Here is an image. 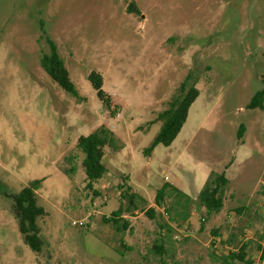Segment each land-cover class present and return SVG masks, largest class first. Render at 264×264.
I'll return each mask as SVG.
<instances>
[{
    "label": "rangeland",
    "instance_id": "obj_1",
    "mask_svg": "<svg viewBox=\"0 0 264 264\" xmlns=\"http://www.w3.org/2000/svg\"><path fill=\"white\" fill-rule=\"evenodd\" d=\"M47 37L84 101L42 68ZM191 73L200 96L186 124L146 156L162 126L154 121ZM263 88L264 0H0V264H227L243 245L245 261L229 263L254 264L264 253V110L247 107ZM103 126L121 149L106 147L108 173L88 188L77 144ZM227 168L224 208L209 216L198 196ZM125 177L147 201L118 231L105 218L123 202ZM34 180L46 211L39 254L6 196ZM163 181L192 196L188 209L174 193L167 212L156 205Z\"/></svg>",
    "mask_w": 264,
    "mask_h": 264
},
{
    "label": "trees",
    "instance_id": "obj_2",
    "mask_svg": "<svg viewBox=\"0 0 264 264\" xmlns=\"http://www.w3.org/2000/svg\"><path fill=\"white\" fill-rule=\"evenodd\" d=\"M127 10L131 14L140 13L135 3H131ZM46 40L50 51L41 57L40 63L42 68L69 96L78 101H84L85 97L81 95L75 82L72 80L65 60L59 52L58 45L49 37ZM90 81L97 91L99 98L110 111L112 109L111 99L104 90V78L102 74L96 71L92 72L90 74ZM198 82V77L195 74H189L181 84L179 91L170 101L168 108L161 112L156 121H154L161 122L162 126L153 143L145 149L144 154L146 156H151L155 148L159 145L171 146L178 138L188 120L192 105L200 96V90L197 87ZM247 108L249 110H264V88L256 92ZM245 130V125H241L238 133L240 139L243 138ZM114 135L109 128L103 126L97 132L89 136H82L78 140L77 147L85 156L83 167L87 181L89 182L88 188H92L93 183L99 182L108 173V168L105 163L106 147L110 146L115 150L121 149ZM42 182V180H34L18 193H6V196L13 202L14 214L24 242L38 254L44 248L39 220L46 214L45 208L39 204L37 198V191L40 189ZM229 183L230 180L227 177L226 171L221 173L216 171L211 172L204 188L198 196L199 206L205 209L209 216L220 213L223 210L225 205V192ZM120 192L123 202L119 209L114 211L112 216L105 218V222L112 224L118 231L126 230L129 226L127 222L121 225L125 214L135 213L139 209L140 203L143 204L147 201L134 191V188L128 183V177H125L123 184L120 186ZM171 193H174L178 198L184 200L185 208L188 209L193 198L169 182H166L157 190L155 197L156 205L160 208L163 207L166 211L164 204ZM147 214L151 218H154L156 211L149 209ZM185 218H189V214ZM218 233L219 231H215L214 234L218 236ZM229 242L234 243L233 237L229 239ZM154 249L159 255L164 253L163 246L155 245ZM246 249L247 245H243L239 253L229 254L225 258V262L230 264L228 260L245 261L247 257Z\"/></svg>",
    "mask_w": 264,
    "mask_h": 264
},
{
    "label": "built area",
    "instance_id": "obj_3",
    "mask_svg": "<svg viewBox=\"0 0 264 264\" xmlns=\"http://www.w3.org/2000/svg\"><path fill=\"white\" fill-rule=\"evenodd\" d=\"M105 199L107 200V197ZM79 225L80 226H84V223L83 222H79ZM254 264H264L263 255H262V258L260 257L258 259H255Z\"/></svg>",
    "mask_w": 264,
    "mask_h": 264
},
{
    "label": "crops",
    "instance_id": "obj_4",
    "mask_svg": "<svg viewBox=\"0 0 264 264\" xmlns=\"http://www.w3.org/2000/svg\"><path fill=\"white\" fill-rule=\"evenodd\" d=\"M105 157H106V156H105ZM228 169H229V168H228ZM228 169H226L225 171L227 172V170H228ZM129 180H130V179H129V177H128V183H129ZM165 183H166V182H165V181H163V184H162V186H163ZM171 184H172V183H171ZM173 185H174V184H173ZM175 186H176V185H175ZM134 191H135V190H134ZM138 194H139V193H138ZM141 196H142V195H141ZM189 196H190V195H189ZM142 197H143V196H142ZM191 197H192V196H191Z\"/></svg>",
    "mask_w": 264,
    "mask_h": 264
}]
</instances>
